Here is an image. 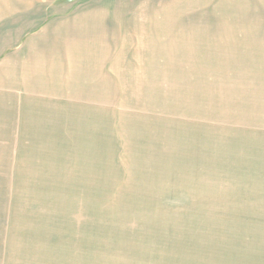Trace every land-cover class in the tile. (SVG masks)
<instances>
[{"label": "rangeland", "instance_id": "1", "mask_svg": "<svg viewBox=\"0 0 264 264\" xmlns=\"http://www.w3.org/2000/svg\"><path fill=\"white\" fill-rule=\"evenodd\" d=\"M23 2L82 12L87 52L47 106L0 88V264H264V6Z\"/></svg>", "mask_w": 264, "mask_h": 264}, {"label": "crops", "instance_id": "2", "mask_svg": "<svg viewBox=\"0 0 264 264\" xmlns=\"http://www.w3.org/2000/svg\"><path fill=\"white\" fill-rule=\"evenodd\" d=\"M22 4L24 6H0V22L1 20L7 21L5 24H0V27L4 28L8 25V30L12 29L6 35L7 38L3 40L2 46L0 44V88L7 90L9 97L11 93L19 91H22L24 94L21 95L25 97V92L30 91V98L36 97L33 100H36V103L39 101L33 105L42 104L41 106H44L47 102L44 101L46 99H42L41 94L46 87L44 84L47 78L45 70L50 71L49 67H74V62L77 61L74 60L75 55L76 58H81L80 50L87 52L86 47L84 48L79 39L78 28L79 25H85L86 16L82 15V12H78L73 15L62 14L52 17V10L48 12L46 6H32L25 4V2ZM222 4L226 6H264V0H223ZM11 19H15L16 23L12 22ZM17 35H22L21 40H25L26 37V40L23 43H21L20 38L14 41L10 40V37ZM262 35L260 34L258 38L256 35L252 39H236L237 36L235 35L229 38L222 34L221 40L219 39L218 42H221L222 48L226 51L231 48L237 52V54L231 55L232 58H237L242 57L243 55L240 54L245 50L249 52L262 51L263 40L260 38ZM15 42L19 43L16 44ZM83 42L90 43V40L87 38ZM82 47L84 49H80ZM86 57L87 53H84L83 59ZM228 57L230 58V55ZM1 59L3 60L1 61ZM64 60L68 62L66 63ZM57 72L59 76L56 72H51L55 74L54 81L57 86H54V91L60 92L62 95L64 93L67 97H73L72 92L78 83L80 71ZM51 80L53 81V78ZM15 97L17 98L16 94ZM24 102L26 103V100ZM0 114L2 113L0 112Z\"/></svg>", "mask_w": 264, "mask_h": 264}]
</instances>
